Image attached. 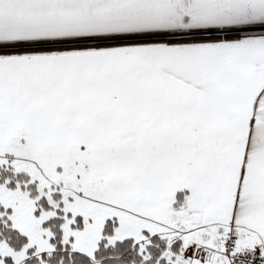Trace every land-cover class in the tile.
Returning <instances> with one entry per match:
<instances>
[{
  "label": "snow or ice",
  "instance_id": "snow-or-ice-1",
  "mask_svg": "<svg viewBox=\"0 0 264 264\" xmlns=\"http://www.w3.org/2000/svg\"><path fill=\"white\" fill-rule=\"evenodd\" d=\"M0 264H264V0H0Z\"/></svg>",
  "mask_w": 264,
  "mask_h": 264
}]
</instances>
